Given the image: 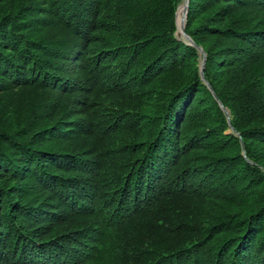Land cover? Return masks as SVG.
I'll list each match as a JSON object with an SVG mask.
<instances>
[{"label": "trees", "instance_id": "trees-1", "mask_svg": "<svg viewBox=\"0 0 264 264\" xmlns=\"http://www.w3.org/2000/svg\"><path fill=\"white\" fill-rule=\"evenodd\" d=\"M183 1L0 0V264H264V0L188 1L218 99Z\"/></svg>", "mask_w": 264, "mask_h": 264}, {"label": "water", "instance_id": "water-1", "mask_svg": "<svg viewBox=\"0 0 264 264\" xmlns=\"http://www.w3.org/2000/svg\"><path fill=\"white\" fill-rule=\"evenodd\" d=\"M188 1L189 0H185V2L183 4L184 18H183V21H182L181 28L179 29L180 30L179 34H181V36H183L187 40V42L189 44L194 45L198 49L200 55L202 56L201 63H200V74H201V77L204 79V81H206L205 80V75H204V67H205V64H206V53H205L204 49L201 46L196 45L195 42L192 40V38L188 34H186V32H185V24H186V17H187V11H188ZM176 25L178 27V24H177V13H176ZM214 96L217 99L216 94H214ZM220 106L226 112L227 116H229V114H230L229 110L227 108H225L221 103H220Z\"/></svg>", "mask_w": 264, "mask_h": 264}, {"label": "rangeland", "instance_id": "rangeland-1", "mask_svg": "<svg viewBox=\"0 0 264 264\" xmlns=\"http://www.w3.org/2000/svg\"><path fill=\"white\" fill-rule=\"evenodd\" d=\"M184 2H185V0L183 1V3L182 4H180L179 6H178V8H177V11H176V13L178 12V9L180 10V12H181V14H182V17L184 18V8H183V4H184ZM179 12V13H180ZM183 18H182V20H183ZM182 22V21H181ZM180 26H179V28L177 27V35L180 37V38H183L186 42H187V40L183 37V36H181V34H179V32H180ZM200 54V53H199ZM201 59H202V56L200 55V62H199V73H200V63H201ZM205 68V67H204ZM201 75V74H200ZM205 83L208 85V87L210 88V90L212 91V93H214V91L212 90V88L210 87V85L208 84V82L207 81H205ZM215 94V93H214ZM213 94V95H214ZM218 99V98H217ZM221 102H219V104H220ZM222 104V103H221ZM222 108V107H221ZM222 110H223V108H222ZM224 111V110H223ZM225 112V111H224ZM226 113V112H225ZM229 113H230V111H229ZM226 116H227V114H226ZM227 118H228V121H230V118H231V114H229V116H227ZM229 132V131H228Z\"/></svg>", "mask_w": 264, "mask_h": 264}, {"label": "bare ground", "instance_id": "bare-ground-1", "mask_svg": "<svg viewBox=\"0 0 264 264\" xmlns=\"http://www.w3.org/2000/svg\"><path fill=\"white\" fill-rule=\"evenodd\" d=\"M184 11V10H183ZM180 12V10L178 9V12H177V24H178V28H179V26H180V28H181V25H182V22L181 21H183L182 20V14H181V12ZM217 85V84H216ZM167 100V99H166ZM210 123V122H209ZM149 126V125H148Z\"/></svg>", "mask_w": 264, "mask_h": 264}]
</instances>
